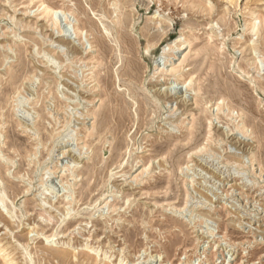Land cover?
Segmentation results:
<instances>
[{"label": "rangeland", "instance_id": "rangeland-1", "mask_svg": "<svg viewBox=\"0 0 264 264\" xmlns=\"http://www.w3.org/2000/svg\"><path fill=\"white\" fill-rule=\"evenodd\" d=\"M201 1L211 14L180 0H0V215L11 221H0V264H264V138L256 133L264 127V45L247 50L261 40L251 26L264 25V0ZM121 11L143 76L137 83L122 75L127 54L113 29ZM52 33L71 37L83 53L64 60L65 48H51ZM96 36L111 47L105 58ZM149 40L163 50L156 71L147 67L155 53ZM179 42L183 50L168 57ZM185 59L197 61L186 68L198 69L194 111L145 101L140 122L131 86L149 96L151 76ZM220 61L224 75L209 79L221 86L214 83L207 100L201 79ZM63 75L77 82L71 96ZM119 106L128 120L116 130ZM175 110L179 120L166 128ZM197 121L201 139L183 149ZM232 136L246 139L247 153ZM160 159L165 167L154 169ZM56 250L71 260L59 261Z\"/></svg>", "mask_w": 264, "mask_h": 264}, {"label": "bare ground", "instance_id": "bare-ground-1", "mask_svg": "<svg viewBox=\"0 0 264 264\" xmlns=\"http://www.w3.org/2000/svg\"><path fill=\"white\" fill-rule=\"evenodd\" d=\"M119 1H121V0H119ZM123 1V0H122ZM176 1H178V0H167V3L168 4H170V3H174V2H176ZM181 2H183V5L185 6V7H187V6H190V7H192V8H196L197 9V12L198 13H205V12H207V14H211V12H212V10L211 9H209V8H207V7H205V5L203 4V2L201 1V0H180ZM235 0H230V2L231 3H233ZM115 2H117V1H115ZM111 3V2H110ZM44 4V3H43ZM112 6V5H111ZM116 6V5H115ZM53 10V8L51 9V7H47V9L45 10V12H46V16H48V17H50L51 16V14H50V12ZM147 10L150 12L151 10H152V7L151 6H148L147 7ZM115 11H116V9H115ZM107 12H109L108 10H107ZM104 14V13H103ZM108 14V13H107ZM205 15V14H204ZM53 16V15H52ZM52 18V17H51ZM111 18V17H110ZM109 18V19H110ZM115 20H113V25H114V28L113 29H115L116 30V37H115V39L119 42V43H122V45H123V51L124 52H126V56H125V58L122 60L123 61V64H122V67H123V71H122V75H124V76H127L128 78H130V80L133 82V83H137V82H140V80L143 78V76L141 77V67H140V65L138 64V62H137V60L135 59L134 60V58L136 57V49L130 44V42H131V40H129V38H128V36H127V34H125V32H126V28L129 26V19H128V15L125 13V12H123V11H121V14L119 15V16H117L116 18H114ZM158 21V20H157ZM256 21V20H255ZM257 22V21H256ZM263 22V21H262ZM160 23V22H159ZM85 24H88L91 28H95L94 26V23L93 22H91L90 20H85ZM173 25V24H172ZM42 27H47V25L44 23V25H42ZM112 27V26H111ZM78 29V28H77ZM104 29L106 30V31H108L109 32V30H110V27H107V26H105L104 27ZM228 29L230 30V26H228ZM251 29L253 30V31H256L258 34H260L261 35V40L258 42H253V44H251V45H249L248 47H247V50H250L252 53L254 52V51H257L258 50V48H259V46H262V45H264V25H262L260 28H256V25H252L251 26ZM163 31V30H162ZM0 35H1V31H0ZM148 35H149V32L147 31V30H143V36H146V37H148ZM169 34L166 32V33H163L162 34V36H168ZM16 36H18V34L17 33H15V35L13 36V38L14 37H16ZM162 36H161V39H162ZM50 45H52V49L55 47V48H61V51H60V53L62 52V49L63 48H65L64 50L66 51V53L63 51V53H65V54H63V56L65 57L64 58V60L66 59V54H67V56L70 58L71 56L73 57H75V56H78V55H80V54H82L83 53V51H82V49H81V47L78 45V44H76L75 43V41H73V40H71V37H69V36H66V35H64V36H60V37H57V38H55L54 37V34L52 33V34H50ZM165 38H168V37H165ZM48 39H49V37H48ZM47 40V39H46ZM96 40H97V43H98V45L100 46V54H101V56L102 57H106V56H108L109 54H110V50H111V47H108V45H107V43L105 44V42H104V37H99V36H96ZM152 40H156V38H153ZM252 41V40H251ZM41 44L42 45H44L45 44V40L43 39V37H42V40H41ZM148 43H149V45L147 46V52L149 53V54H151L150 53V50L151 51H153V52H155L154 54H151V56H150V59H151V61H152V64H150L149 66H147V67H149V68H153V70L154 71H156V70H159V67L158 66H160V65H162L161 63H159V62H157V59H159V55H161V53L163 54V50H162V52H159L160 51V47H161V44H160V42L159 41H156V42H151L150 40L148 41ZM180 43V42H179ZM184 43H186V42H184ZM182 44V43H180V44H178V43H176V44H174V45H171V46H169V54H168V57H174V56H177V54L179 53V51H181V50H183V45H185V44ZM251 43V42H250ZM0 45H1V43H0ZM41 45V46H42ZM63 47V48H62ZM159 49V50H156V49ZM58 50H60V49H58ZM55 51H56V49H55ZM51 52H52V50H51ZM57 52V51H56ZM258 52V51H257ZM250 53V52H249ZM251 53V54H252ZM11 54V53H10ZM257 54V53H256ZM9 55V54H8ZM199 55V54H198ZM47 56V55H46ZM217 56V55H216ZM73 57V58H74ZM118 58H119V56H118ZM257 58V57H256ZM189 59V58H188ZM188 59H185V60H183L180 64H178L177 66H174V67H172V68H166V66L164 67V68H162L161 69V72H162V74L160 75V76H156V72L151 76V78L149 79V81H148V84H147V87H146V91L149 93V96H147V95H145L144 96V94L143 93H141L140 91H138V89H137V87L135 86V87H133V86H131V88L129 89L130 90V94L132 95V98H133V101H136V103L138 104V116H140V122H143L144 120H145V117L143 116V114H146V113H148L149 112V106H148V104L146 105L145 104V101H155V102H157V103H171L172 105H176V107H177V110L179 109L180 110V108H184V111H185V113L188 115V113L189 112H192V111H194L193 109H191V104H190V101H192L193 100V96H192V98L190 97L191 96V91H195L197 88H195V84H196V80L197 79H195V77H194V74L198 71V69L197 68H195L194 69V71H193V69L191 68L190 70H187L186 68L189 66V65H196V63H197V61H193V62H189L190 60H188ZM50 60H52V59H50ZM54 60V59H53ZM72 59H70V61H71ZM188 60V61H187ZM254 60V59H253ZM58 61V60H57ZM173 61V60H172ZM56 62V58H55V61L53 62V63H55ZM246 63H248V64H250L251 65V63L249 62V60L246 62ZM108 64V63H107ZM105 66H107V65H105ZM108 66H109V64H108ZM106 67V69H107V74L110 72V67ZM239 66V65H238ZM226 67V63L224 62V61H220L217 65L216 64H213V63H211L210 64V66H209V68L211 69V70H214V71H212V72H208L207 71V73L204 75L205 77L204 78H202L201 80H202V83L200 84V87H199V91H203V93L202 94H204L205 95V99H207V100H209V98L210 99H213L212 97H209L207 94L210 92L209 91V88L210 87H212V85L215 83V85H218V86H221V84L218 82V80H216L214 83H212L211 82V80L209 79L210 78V76L211 75H209V74H211V73H216V74H220V75H224V72H223V69ZM247 67V64H245V65H240L239 66V69H241V70H245V68ZM54 68V67H53ZM74 70H76V69H74ZM41 71V70H40ZM77 72V71H76ZM247 72V71H246ZM20 73H22V69L21 70H19V74ZM78 73V72H77ZM100 73V72H99ZM35 74V73H34ZM247 74H249V73H247ZM0 75H1V73H0ZM4 76H6V75H4ZM57 76V75H56ZM64 76V75H63ZM70 76V75H69ZM67 77V75L66 76H64V77H66V79H65V85L67 86V91H68V93L70 94V96L71 95H73V93L72 92H70V91H75V86H74V83L75 82H72V77ZM72 76V75H71ZM79 77V76H78ZM211 77H213V75L211 76ZM62 78V77H61ZM172 78H175L174 80L172 79ZM14 79H15V77H14ZM179 80H183L182 82H179V83H176V85L174 86V84H175V81H179ZM30 81H32V80H30ZM79 81V80H78ZM14 83V82H13ZM32 83V82H31ZM30 83V84H31ZM77 83V82H76ZM75 83V84H76ZM79 83H82V82H80L79 81ZM79 83H78V85H79ZM185 83L187 84L186 86H185ZM60 84V83H59ZM144 84H145V82H144ZM179 84H182V86H179ZM27 85V84H26ZM134 85V84H133ZM146 85V84H145ZM225 85L227 86V90H229L230 89V86H228L227 85V83H225ZM80 86V85H79ZM78 86V87H79ZM191 86V87H190ZM28 87V86H27ZM30 87V86H29ZM33 87V86H32ZM190 87V88H189ZM19 88V87H18ZM31 88V87H30ZM29 88V89H30ZM72 89V90H71ZM24 91V90H23ZM27 91V90H26ZM30 91H31V89H30ZM198 91V92H199ZM25 92V91H24ZM227 92L228 91H226V94L225 93H220V95L218 96V98L221 100V98H224L226 95H227ZM19 93V92H18ZM32 93V92H31ZM80 94H81V96H83V93H81V92H79ZM19 95V94H18ZM79 95V94H78ZM77 95V97L79 98V96ZM66 96V95H65ZM208 96V97H207ZM21 97V96H20ZM74 97H75V95H74ZM77 97H75V99L77 98ZM23 98V97H22ZM67 99H68V97H67ZM70 99V98H69ZM80 99V98H79ZM22 100V99H21ZM71 100V99H70ZM218 100V99H217ZM1 101V100H0ZM25 101V100H24ZM73 101H74V99H73ZM125 101V100H124ZM196 101H201V99H199V100H196ZM197 103H199V102H197ZM68 106H69V104H68ZM121 106V105H120ZM119 106V107H120ZM119 107L118 108H115V109H117V110H119ZM163 108V107H162ZM177 110H175V111H172V112H170L169 114H171V116H168V117H165V123H164V125H166V124H170V123H172V122H174V121H176V120H179V115L177 116V117H175V113H176V111ZM28 111V110H27ZM120 111H121V118L122 119H120L121 121H120V123L118 124V126H117V128H116V130H119V128H121L123 125V123L125 122V120H128L127 119V117H128V115L126 114V116H125V113H127L126 111H125V107H123L122 106V108L120 107ZM155 111V110H154ZM80 112V111H79ZM125 112V113H124ZM178 113V112H177ZM31 114V113H30ZM82 115V114H81ZM164 115V114H163ZM28 116V115H27ZM26 116V117H27ZM136 116V115H135ZM183 116H185V115H183ZM29 117H30V115H29ZM29 117H28V119H29ZM124 117H126V118H124ZM31 118V117H30ZM123 118H124V120H123ZM139 118V117H138ZM154 118V117H153ZM162 118V117H161ZM22 120V119H21ZM131 120V119H130ZM26 121H27V119H26ZM29 121V120H28ZM31 123H32V121H30ZM149 122H151V120L149 121ZM168 122V123H167ZM26 122H24V124H25ZM108 123V121H105V119H103V121H102V124L103 125H101V127L98 129V131H97V133H99V135L101 134V132H102V130L104 129V126H106V124ZM197 123V126H196V129H195V131H192L191 132V135H193V137L192 138H190V140H189V145H188V147H182L183 149H186V148H190V149H192V148H195L197 145H198V143H199V141H200V139H201V136H202V122H200V121H197L196 122ZM30 124V123H29ZM145 124V123H144ZM22 125V124H21ZM150 125V124H149ZM163 125V127H165ZM23 126V125H22ZM27 126V125H26ZM66 126H68V125H66ZM160 126V125H159ZM175 126H176V124H175ZM179 126V125H178ZM193 126V125H192ZM30 127V126H29ZM162 127V126H161ZM162 127V128H163ZM31 128V127H30ZM166 128H167V125H166ZM174 128V127H173ZM26 129H28V128H26ZM32 130H33V127H32ZM263 130H264V127H262L261 126V128L260 129H258V131L256 132L257 133V137H259V139L260 138H264V135H263ZM225 131V130H224ZM32 131H30V133H31ZM226 133V132H225ZM233 134V133H232ZM231 136V135H230ZM250 136V135H249ZM226 137V136H225ZM231 139H230V141H231V143H233V144H231L232 146L233 145H235L236 147L235 148H239L240 150H243L242 152H248L247 151V145H248V143L245 141L246 139H242V137L241 138H239L238 136H232V137H230ZM107 139V138H106ZM225 139V138H224ZM57 140V139H56ZM108 141H110V140H108ZM57 142H58V140H57ZM94 142V141H93ZM56 143V142H55ZM54 143V144H55ZM47 144V143H46ZM119 144V143H118ZM121 144V143H120ZM119 144V145H120ZM234 147V146H233ZM250 148V147H249ZM239 150V151H240ZM235 151H237V150H235ZM249 151H250V149H249ZM252 151H253V149H252ZM262 151V154H263V156H264V150L262 149L261 150ZM70 153H72V152H70ZM69 153V154H70ZM234 153H236V152H234ZM251 153V152H250ZM249 153V154H250ZM175 154V153H174ZM174 154L172 155V156H174ZM244 154V153H243ZM231 155H232V153H231ZM240 155H241V153H240ZM240 155H239V157H240ZM74 156H75V154H74ZM237 156V155H236ZM245 156V155H244ZM262 156V157H263ZM77 157V156H76ZM203 157V156H202ZM238 157V156H237ZM239 157H238V160H239ZM9 159V158H8ZM72 159V158H71ZM77 159V158H76ZM79 159V158H78ZM234 159V158H233ZM232 159V160H233ZM75 160V159H74ZM235 161H236V158L234 159ZM237 160V161H238ZM79 161V160H78ZM240 161H242V160H240ZM240 161H238V162H240ZM263 161H264V158H263ZM165 161H163V160H159L156 164L154 163V166H153V168L154 169H158V168H161V167H165V163H164ZM229 162H231V161H229ZM241 163H243V162H241ZM264 163V162H263ZM32 188H33V186H32ZM3 189V188H2ZM3 190H0V202L1 203H5V200L3 199V192H2ZM7 197V196H6ZM45 203V202H44ZM42 206V205H41ZM3 207V206H2ZM211 209V208H210ZM0 218H1V222H4L5 224H7V226H9L10 224H11V221H10V219L9 218H7L5 215H0ZM51 218V217H50ZM60 219V218H59ZM191 220V219H190ZM31 232V231H30ZM1 250L4 252H6V250H4V248H1ZM53 254H54V256L59 260V261H61V262H63V261H70L71 260V255L69 254V253H66V252H64L63 250H61V251H58V250H56V251H53ZM75 256V255H74ZM74 256H73V258H74ZM75 258H76V256H75ZM11 261L12 260H10V263H11ZM57 261V260H56ZM137 261H139V260H137ZM30 262H32L31 260H30ZM92 262H93V264H99L94 258L92 259ZM12 263H13V261H12ZM143 262H139L138 264H142ZM144 263H145V261H144ZM31 264V263H30ZM105 264H108V263H105Z\"/></svg>", "mask_w": 264, "mask_h": 264}]
</instances>
